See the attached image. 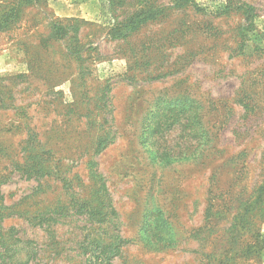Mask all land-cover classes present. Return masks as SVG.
<instances>
[{
  "label": "rangeland",
  "instance_id": "374dc122",
  "mask_svg": "<svg viewBox=\"0 0 264 264\" xmlns=\"http://www.w3.org/2000/svg\"><path fill=\"white\" fill-rule=\"evenodd\" d=\"M263 32L264 0H0V264H264Z\"/></svg>",
  "mask_w": 264,
  "mask_h": 264
},
{
  "label": "trees",
  "instance_id": "16d2710c",
  "mask_svg": "<svg viewBox=\"0 0 264 264\" xmlns=\"http://www.w3.org/2000/svg\"><path fill=\"white\" fill-rule=\"evenodd\" d=\"M131 20V19H130ZM135 20H138V19H135ZM142 20H146V19H142ZM133 26L130 25V28H132ZM124 35V33H117L116 36H122ZM259 36L262 38V40H264V32L263 33H260ZM193 124V123H192Z\"/></svg>",
  "mask_w": 264,
  "mask_h": 264
}]
</instances>
